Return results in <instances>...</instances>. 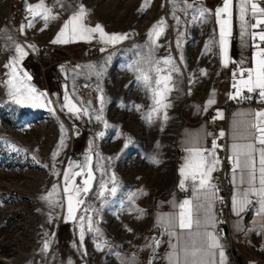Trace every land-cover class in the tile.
<instances>
[{"label": "rangeland", "instance_id": "1", "mask_svg": "<svg viewBox=\"0 0 264 264\" xmlns=\"http://www.w3.org/2000/svg\"><path fill=\"white\" fill-rule=\"evenodd\" d=\"M219 1L195 0L196 9L210 12L200 22L192 18L198 15L194 9L186 12L184 0H43L56 18L47 26L37 18L21 33V26L31 19L27 6L40 0H0V264H116L106 243L97 238L95 224L116 230L125 224L121 205L129 190L141 181L157 188L169 182L173 144L186 112L185 88L198 91L206 85L214 65ZM80 5L87 11L86 25L100 24L105 33L128 38L115 46L100 42L98 34L91 41L51 43ZM161 19L165 27L156 39L154 56L170 55L180 71L172 73L174 87L166 96L170 107L153 114L149 122L152 92L130 65L147 69L143 61L149 54L148 33ZM16 44L28 52L17 68L32 77L28 84L47 93L50 106H21L9 96L10 69L5 65L16 56ZM150 75L155 79L154 71ZM65 95L82 110L78 116L62 108ZM89 155L88 167L95 177L91 191L81 197L85 202L76 219H66L63 173L80 172L77 165L85 164ZM88 167L75 177L77 186L83 187ZM113 175L117 193L106 192L101 199L100 184ZM53 185L58 194L50 203L43 197ZM85 216L92 217V231L87 219H79Z\"/></svg>", "mask_w": 264, "mask_h": 264}, {"label": "snow or ice", "instance_id": "2", "mask_svg": "<svg viewBox=\"0 0 264 264\" xmlns=\"http://www.w3.org/2000/svg\"><path fill=\"white\" fill-rule=\"evenodd\" d=\"M171 2V0H170ZM186 5V12L188 10H195L198 15H193V20L202 22L206 14H210L209 10L195 8V0L189 2V0H184ZM248 5H250V11L254 17H256V22L251 24L250 27L255 29H260L259 31H253L251 33L254 40H258L254 47L258 49L253 56L254 66L245 69L241 66L239 74L234 73V83L233 88L235 89L234 94H229V98L236 99H251V95L245 96V91L249 94L258 92L260 101L264 102V7H261L255 0H241L240 4V19L247 24L245 19V13L248 11ZM232 6L233 0H223V6L218 7L215 10V16L217 24L220 29V39H219V50L221 56V63L224 66L228 64V37L231 35V18H232ZM27 11L31 14V19L28 21L27 25L21 26V33L25 27H31L33 22L37 18H42L45 21V26L47 22L51 19H55L56 16L52 14V10L47 8L43 0L35 5H28ZM87 15L86 9L83 5H80L78 10H76L67 21L63 24L60 31L57 33L56 37L51 41L53 44H66L69 42H75L77 40L91 41L96 38L97 34L99 41L115 46L117 43L122 42L128 38V34H108L105 33L103 27L100 24H96L90 27L85 24V18ZM179 23V18L176 17ZM165 27L163 19L158 21L153 28L149 31L148 36L150 40L149 54L144 59V64L148 65L147 69L140 66L139 63L130 65L131 70L138 73L137 80L141 81L149 91L152 92L153 105L151 110L147 114L149 122H151L153 114H159L161 109H167L170 104L166 102V96L170 93L174 87L172 84V73H179L180 69L175 66L173 58L169 55L164 58H156L154 56V48L156 46V39L163 34V29ZM182 35V34H181ZM180 41H177V47H180ZM29 48L34 51L35 46L29 45ZM209 45L206 44V50L209 49ZM106 49H101L105 51ZM16 56L11 58L9 63L5 65L6 68L10 69L7 75L9 79L6 81L8 85V94L12 98L13 102L25 106L30 105L31 107H45L50 106L52 101L47 99V93L42 91H37L34 86L27 83L32 77L27 72H20L17 65L28 55V52L20 44L15 45ZM163 65V67L161 66ZM155 72V79L150 75L151 72ZM203 71V70H202ZM247 72L245 76L244 73ZM99 74V73H98ZM101 105H103V97L100 98ZM65 103L62 108H67L69 113L76 114L77 116L82 111L76 104L72 103L71 98L68 95L64 97ZM214 92L210 94L209 100L206 102L204 110L207 111L208 108L214 103ZM137 109L141 106L137 105ZM85 113L87 109L83 110ZM98 120H102V116L96 117ZM163 118L166 120L167 113L164 112ZM217 118H222V113L217 112ZM105 127H108L105 122ZM255 129V143L261 145L260 148H256L253 143H234L232 145V156L229 159L233 163V176L235 185V175L237 171L242 173L240 178L241 184H247V187L243 190L237 191L233 197V211L236 215L245 211L247 206L250 204H259V212L264 214V110L254 113L253 123L251 125ZM103 136V133H100ZM223 132L220 133L222 137ZM63 145V137L61 140V145H58L56 151L53 152V160L59 154L60 147ZM127 146V145H126ZM219 145L213 140V145L211 149L202 148L199 145L198 139H194L192 146L186 148L188 155L185 157V163L180 168L181 182L179 187L181 189L185 188V181L191 179L193 191L197 193H204L205 200H208L207 192L211 189L213 196L215 195V185L212 184L211 173L215 171L216 166L220 163L219 159L216 157L215 152ZM256 153L259 154V160L257 163ZM99 155L98 153L96 154ZM92 157L86 156V163L83 165H77L81 168L80 172L70 173L69 170H65L64 176V189L63 192L66 197L67 202V217L66 219H76L75 213L79 210V206L84 204L82 196H87L91 191L92 181L95 179L94 173L88 165L91 162ZM153 162L155 161L153 158ZM55 165H53V168ZM73 165L69 163V169ZM88 167L86 177L83 179V187L77 186L75 184V177L84 175V168ZM247 175V180L244 179V175ZM53 174H58L55 171ZM111 183L113 186L108 187L107 184ZM117 182L113 175L108 182H102L100 184V191L98 196L103 199L105 193L107 192L111 196H115L117 193ZM58 194L57 186L53 185V189L45 196L43 199L48 200L50 203L54 202L53 197ZM250 197H256L255 200L250 199ZM199 199V197H197ZM174 203V202H173ZM175 206V204H174ZM203 205L197 203L194 204L193 200L185 199L179 203V211L172 214L170 217L162 220L161 223L166 227V231L170 237H177V244L169 243L171 251L166 254L165 259H167L168 264H217L216 255H219V264H226V257L223 249V245L220 243L219 236L210 231L209 228L215 226V218L210 215L207 217V221L204 226V231H196L193 234L194 225L196 229L201 227V220L198 213ZM210 210V204H209ZM87 211V209H85ZM80 220L87 219L89 221V231H92L91 226L92 217L85 216L80 217ZM179 229L180 232L177 233L175 229ZM97 232L98 229H95ZM187 233L189 240L182 241L184 233ZM81 241H83V231H81ZM156 247H159L161 241H156ZM49 243L46 241L44 244V249L47 250ZM98 250L101 248L100 244H97ZM70 264V262H69ZM151 264V262H150Z\"/></svg>", "mask_w": 264, "mask_h": 264}, {"label": "crops", "instance_id": "3", "mask_svg": "<svg viewBox=\"0 0 264 264\" xmlns=\"http://www.w3.org/2000/svg\"><path fill=\"white\" fill-rule=\"evenodd\" d=\"M256 2V1H255ZM219 6L223 5V0H220ZM240 4L241 0H233L232 6V18H231V35L228 37V64L222 65L221 56L219 50L220 35H215V56L214 65L212 66L210 79L214 76H220L222 85L216 93H214V103L204 110L206 102L210 98L209 81L206 85L198 89V102L192 106L191 110L185 112L183 122L178 130L174 146L173 154V167L169 182L162 187H153L148 183L141 181L129 190L124 196L122 202V218L125 224H121L116 230L112 227L102 226L98 221L95 224V230L97 238L106 243L107 251H109L111 257L115 260L116 264H168L165 256L171 251L169 243L177 244V237H170L166 231V227L161 223L162 220L170 217L172 214L179 211L178 205L185 199L193 200L194 204H201L200 212L198 213L201 220V227L193 228V234L196 231H204V226L207 221V217L213 216V193L210 189L207 192L208 200H205L204 193H197L193 191L192 181L188 179L185 181V188L188 195L182 196L183 198L178 203L176 197V191L181 189L179 187L181 182L180 168L185 163V157L188 155L186 148L192 146L194 139H198L199 145L202 148L211 149L206 145V132L202 122H199V114L208 112L213 108V114L211 119L216 124V131L219 137L223 132L227 137V150L228 155L232 156V145L234 143H252V123L254 113L264 110V107H259L253 113L248 108H241L232 113L229 117L225 118L223 104L226 101V78L229 74V64L235 63L239 69L244 67L245 69L254 66L253 56L257 51L251 46L250 40L252 30L248 27V17L252 15L250 11V5H248V11L245 13V19L247 24L240 19ZM258 93V92H256ZM222 113V118H217V112ZM176 150H182L181 154H176ZM216 155V154H215ZM257 163L259 160V154L256 153ZM231 161V160H230ZM232 163V161H231ZM233 165V163H232ZM214 171L211 173L213 181ZM242 173L237 171L234 176L231 174V184L233 193L231 200V215L232 219L229 221V232L233 240V250L238 254V263L240 264L242 259L247 260L248 264H264V260L261 258L264 254V214L260 213L259 204H257V214L249 218L247 226L244 223V214L248 210V206L245 211L236 215L233 211V197L237 191L243 190L247 187V184H241L240 178ZM244 179L247 180L246 173L243 174ZM213 184V183H212ZM199 197V199H197ZM256 197H250L254 199ZM174 202V203H173ZM175 204V206H174ZM210 204V210H209ZM213 228V227H211ZM209 228V230L211 229ZM161 230H165L162 234ZM177 233L180 230L175 229ZM243 235L247 239V243L243 245L237 241V236ZM182 241L189 240L188 234L185 232ZM156 241H161L159 247H156ZM133 252H139L136 257ZM155 257V258H154ZM226 257V264H230L228 257ZM217 264H219V255H216Z\"/></svg>", "mask_w": 264, "mask_h": 264}, {"label": "built area", "instance_id": "4", "mask_svg": "<svg viewBox=\"0 0 264 264\" xmlns=\"http://www.w3.org/2000/svg\"><path fill=\"white\" fill-rule=\"evenodd\" d=\"M261 7H264V0H255ZM256 22V17L250 15L248 17V27L253 31H259L260 29L253 30L250 25ZM261 28H264V25H261ZM250 44L252 47L256 43H259L258 40H254L251 36ZM255 48V47H254ZM256 49V48H255ZM258 50V49H257ZM235 63L229 64V74L226 78V101L223 104L225 118L229 117L236 110L241 108H248L253 113L259 107H264V102L260 101V97L258 93H247L245 91L244 95H251V99H230L229 94H234L235 89L233 88L234 83V73L239 74L240 69L235 66ZM247 75V72L244 73ZM222 85V81L220 80V76H214L210 79L209 83V91L216 93L219 91ZM198 91L194 87L187 86L185 88V111L191 110L192 106L198 102ZM213 114V108H211L206 113L199 114V122H202L204 125V129L206 132V145L207 147H212L213 140H215L216 144L219 147L216 149V157L219 159L220 163L216 166L213 175V185H215L216 191L213 199V216L215 218V226L210 229V231L216 233L220 238V243L223 245L224 253L228 257L230 264H239L238 263V254L233 250V240L229 232V220L232 219L231 215V200H232V184H231V174L233 173V165L229 159L228 150H227V137H219L216 131V124L211 119V115ZM252 143L255 144L256 148H260L261 145L255 143V129H252ZM182 150H176V154H181ZM188 195V192L184 189H178L176 191L177 202L179 203L182 196ZM256 198L252 199L255 200ZM257 204L248 205V210L243 216V220L245 226H247L249 218L255 216L257 214ZM161 233L164 234L165 230H161ZM237 241L245 245L247 243V239L243 235L237 236ZM133 254L138 257L139 252H133ZM155 258V257H154ZM264 260V254L261 257ZM240 264H248L247 260L242 259Z\"/></svg>", "mask_w": 264, "mask_h": 264}, {"label": "trees", "instance_id": "5", "mask_svg": "<svg viewBox=\"0 0 264 264\" xmlns=\"http://www.w3.org/2000/svg\"><path fill=\"white\" fill-rule=\"evenodd\" d=\"M10 23H11V25L14 27V29L16 30V26H14L15 24L13 25V21L10 20ZM10 23H9V24H10Z\"/></svg>", "mask_w": 264, "mask_h": 264}]
</instances>
